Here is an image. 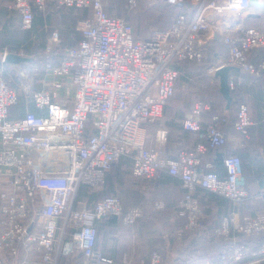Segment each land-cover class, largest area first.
Wrapping results in <instances>:
<instances>
[{"label": "built area", "instance_id": "1", "mask_svg": "<svg viewBox=\"0 0 264 264\" xmlns=\"http://www.w3.org/2000/svg\"><path fill=\"white\" fill-rule=\"evenodd\" d=\"M165 1L171 5L187 1L192 12L190 16L180 12L169 27L151 28L145 37H137L129 21L106 12L102 0L12 2L22 30L32 27L33 8L43 11L49 3L90 14L77 21L81 38L64 48L58 63L51 45L59 44L58 33L51 32L45 60L36 67L43 71L38 90L28 84L9 85L2 76L6 51L0 56V264H120L96 248V223L117 217L132 226L146 209L139 205L124 209L117 194L90 202L78 194L82 189L102 191L108 170L123 156L131 159L134 178L165 173L179 180L183 195L176 211L184 223L178 238L201 232L229 239L232 233L264 232V213L242 218L234 213L222 217L212 231L206 229L198 189L233 205L248 196L239 155L222 158L223 173L202 159L208 149L227 140L218 125L225 117L212 114L204 124L209 103L194 101L182 119V128L197 138L191 147L168 155L164 148L144 144L146 125L162 116L174 94L182 62L203 61L207 43L218 36L228 46V57L207 67L211 81L215 71L227 65L259 75L264 60L254 63L249 54L254 48L264 49V30L242 21L253 8L250 0ZM127 2L136 6V0ZM237 78L228 74L229 90L235 89ZM16 106L21 107L12 115ZM251 123L247 105L240 103L234 130L246 138ZM163 206L156 203L154 209ZM258 253H264V245L255 251L239 243L223 258L237 261ZM163 262L153 250L147 259L125 264Z\"/></svg>", "mask_w": 264, "mask_h": 264}, {"label": "crops", "instance_id": "2", "mask_svg": "<svg viewBox=\"0 0 264 264\" xmlns=\"http://www.w3.org/2000/svg\"><path fill=\"white\" fill-rule=\"evenodd\" d=\"M13 1L0 0V22H3L8 30L12 28V25H7L6 17L9 12L15 17V20H19L18 11L11 7ZM158 1L160 0H155L152 4H156ZM173 6L176 7L177 15L180 12H185L190 16L192 12V7L187 1ZM35 14L39 16L37 26L42 32L39 41L43 42L45 47L49 41L51 42V32L56 31L58 33L59 44L56 46L62 45L63 48L61 52L58 50L54 52L53 61L58 63L64 48L75 45L81 38V34L76 28L79 18L75 15L79 14L82 17V15H89L90 12L67 7L57 8L49 3L43 11L34 9ZM242 21L248 26L264 30V5L258 8L253 7L251 11L245 12ZM168 25V23L162 24L163 28H167ZM19 30L22 31V29ZM147 33L148 31L142 35H135L145 37ZM210 46L213 50L216 49L218 62L227 59V45L214 40ZM37 47H40L39 42H37ZM212 49L210 50L212 51ZM20 50L23 51L21 55L19 54ZM13 52L20 56L30 57L32 60L19 62L16 65L6 61L2 62L3 78L6 77L9 82L13 83L14 87L28 84L32 90L40 89L43 71L37 70L36 67L42 62L38 63L34 56L27 55L21 46ZM249 59L254 63L264 60V49L254 48L249 54ZM180 70L183 72L181 65ZM231 73L238 76L237 88L239 93L236 98L247 105L252 123L246 138L233 131L230 124H224L220 128L227 136L226 149L241 158L248 196L240 204L233 205L231 201L225 198L213 196L203 189L198 190L196 195L204 211L205 226L208 231L219 226L220 220L224 216L235 213L242 218L264 213V69L259 75L249 74L239 69L230 70L228 74ZM215 80L219 86L218 77H215ZM180 90L181 92L175 90L173 96L166 102L161 120L162 123L172 127V135L169 136V132L161 127L154 130L145 129V147H165L167 151L172 152L179 147L189 145L190 136L181 131L180 121L189 112L192 98L186 103L184 97L187 91L182 88ZM19 107L21 106L12 108L11 114L16 115ZM234 111L235 107L229 110L228 106L225 105L226 114L229 112L231 116ZM179 133L183 138L177 141L175 134L178 135ZM206 161L212 162L213 160L208 159ZM212 163L214 170L223 173L224 169L220 160ZM130 170L131 159L127 156L121 157L118 163L108 170L102 191L99 193H87L85 191L80 197L90 202L104 195L117 194L124 209L138 205L146 209L147 214L138 219L132 226L123 225L121 219L117 217H106L96 223L95 246L104 255L117 263L125 264L139 258L147 259L154 248H160L164 264H264V253H258L237 261L223 258V255L231 254L237 244H245L246 241L249 243L246 245L255 251L258 250L264 243V235L245 238L232 233L229 239L197 236L189 242L178 243L172 234L167 232L165 224L174 218V207L183 195L179 180L175 177L169 178L166 174H160L151 179L134 178ZM156 203H163V208L154 209Z\"/></svg>", "mask_w": 264, "mask_h": 264}, {"label": "trees", "instance_id": "3", "mask_svg": "<svg viewBox=\"0 0 264 264\" xmlns=\"http://www.w3.org/2000/svg\"><path fill=\"white\" fill-rule=\"evenodd\" d=\"M158 2L161 3V8H163L165 10H169V12H173V10L176 12V7L166 3L165 0H160ZM138 3H139V0H138ZM138 3H137V0H136V6H137ZM110 7L112 8V5ZM34 9H36V8H33L32 27L30 29H28V30H22V31L19 30V29H21L20 28V21L17 20V19L15 20V17L12 16L10 12L7 15L6 18L8 20L7 25H9V26L12 25L11 26L12 28L10 30L6 29L5 28L6 26L3 24V22L2 23L0 22V56L3 53V51H6V53H14L13 51L15 49H17L19 46H21V47H23L24 52L27 55L34 56L35 60L38 63L43 62L45 60V56H42V54H44L43 52L45 51L44 50L45 45H44L43 42L39 41L41 39V36H42L41 30L37 26V24L39 22V16H37L36 14L34 15ZM105 11L108 12V13H113L111 10H108V11L105 10ZM115 14L118 15V13H115ZM176 15H177V12H176ZM176 15H174L172 20H170V22L168 23L169 24L168 26L171 25V23L173 22V19L176 17ZM84 16H88V14L87 15H82V17H84ZM118 16L123 18V19H125V20L129 19L130 21H132V25H133L135 34L137 36L138 35H142V34H144V33H146L147 31L150 30V29L147 30V31L145 30L148 24H151V27L156 25V28L165 29V27L163 28L162 24L168 22V21H166V17L167 16L165 15V13H162V14L158 15V14L154 13V11L148 10V11H145V13L142 16V20H144L143 29H142L140 27V25H142V23L139 22V19L137 18V16L131 15L128 12L127 9L125 10V9L120 8ZM129 20H127V21H129ZM10 21H12L14 24H10ZM168 26H166V27H168ZM214 40H217V42L219 41V42L225 44L221 37L216 36L213 39H211L207 43L206 58L203 61H201V62L185 61V62H182L180 64L183 72H182V75L179 77V79L182 78L183 81H184L183 83H185L186 85L188 84V86H189L190 82H193L195 84L193 87H189V90L184 85L182 87V89L187 91V92L191 91L192 94L194 95V97L197 96L195 98L194 97L192 98V104L196 100H201L203 102H207V103L210 104V110L203 114L204 124L208 123L210 121V117H211L212 114H218L220 116L225 117V121L219 122V126L222 127V125H224V124H230L232 126L233 131H235L234 128H233V125H232L233 124V120H234V116H235V111H234L233 115H231V116L229 115L230 114L229 112H228V114H226V112H225L226 99L224 98V96L219 91V86H218L217 80L214 79L213 81H211L210 78L205 74V71H206L207 67H209L211 65H214V64H216L218 62L217 61L218 58L216 57L218 55V53L215 52L216 49L213 50L211 48V46H210V43L213 42ZM37 42L40 43V47H37ZM4 47H6V48L4 49ZM227 48H228V46H227ZM210 49H212V51ZM56 50H57V48H55L53 50V53ZM4 79H5V81H7V83L9 85L13 86L12 85L13 83L9 82L6 79V77H4ZM179 79H178V81H179ZM175 90H176V87H175ZM229 91H230L229 92V94H230V102H229V105H228V109L230 110V109H232L234 107L236 109L237 106L240 103H242L239 99L236 98V95H238V93H239L238 92V88L236 86L235 89L229 90ZM206 93H213L214 96L219 99V101L200 97V96H205ZM209 100H211V101L208 102ZM192 104H191V106H192ZM165 107H166V103H165V105L163 107L162 116L159 117L158 119H156L155 121L149 123L148 125H146V130L147 129L148 130H154L156 128H160L161 127L163 129L167 130V132H169V136L172 135V133H171L172 127L170 125H166V124L162 123V121H161L162 118H163V115H164ZM180 122H182V119H181ZM180 127H181V131L183 133H187L190 136V139H191L190 143H189V145H186V146H183V147H179L178 149H175L172 152L167 151L166 150L167 148L164 147L165 151L167 152L168 155L172 154V153H176L177 151L181 150L182 148L191 147L197 141V138L194 135H192L190 132H188V131H186V130H184L182 128V123H180ZM175 137L177 138V141H179V140H181L183 138V136L180 133L178 135L175 134ZM226 144H227V140L221 146L208 149L202 156L203 161L204 160L206 161V160L209 159V160H213L212 162L215 163L218 160L221 161L222 158L225 155L232 153V152H229L226 149ZM161 174H165V173H161ZM167 177L170 178V177H173V176L167 175ZM198 190H202V189H198ZM203 191H205V190H203ZM82 193H85V190L82 189L80 191V193L78 194V198L81 197ZM209 194H211V193H209ZM211 195H213V194H211ZM213 196H215V195H213ZM216 197H219V196H216ZM220 198H222V197H220ZM174 211H175V216H173L174 218L171 219V222L168 221V223H166L165 225L167 227V232L172 234V237L174 238V240H177L178 243L181 244V242H189L192 238L197 237V236L203 237V238L221 239V238H219L217 236H214V235L206 237L201 232L194 233L192 235L184 234V235H182L181 238H178L176 234H177V232L182 230L184 219L182 217L177 216L176 206L174 207ZM237 235H239V234H237ZM261 235H264V232H262V233H260L258 235H250V236L239 235V237H245V238L246 237H259ZM246 243L249 245V243L247 241L245 242V244ZM263 245H264V243H263ZM153 250L159 252L160 254H161V251H162L160 248H154ZM162 264H164V262Z\"/></svg>", "mask_w": 264, "mask_h": 264}, {"label": "rangeland", "instance_id": "4", "mask_svg": "<svg viewBox=\"0 0 264 264\" xmlns=\"http://www.w3.org/2000/svg\"><path fill=\"white\" fill-rule=\"evenodd\" d=\"M154 2H155V0H139V3H138V0H137V3H138L137 6L130 7L127 4V1L126 0H102L103 6H104L105 10H107V11L108 10H111L112 12L118 13V15H119V9L122 8V9H125V10L127 9L128 12L131 15L137 16V18L139 19V22L142 23V25H140V27L142 29H143V24H144V20H142V16L145 13V11H148V10L154 11V13H156L158 15L159 14H162V13H165V15L167 16L166 17V21H168L167 23H169L170 20H172V18L174 17V15H176V12L174 10H173V12H169V10H165V9L161 8V3L156 2V4H152ZM111 5H112V8L110 7ZM75 17H77L79 19L82 18L81 15H79V14L75 15ZM126 20H129V19H126ZM129 22L132 24V21L129 20ZM10 24H14V23L12 21H10ZM151 28H156V25H154V26L151 27V24H148L145 30L147 31V30H149ZM49 43H51V42L49 41ZM51 45H52V49L57 48V50L60 51V52L63 50L62 45L55 46L52 43H51ZM42 56H45V53L42 54ZM183 82L184 81H183L182 78L179 79V81H178V83L176 85V90H178V91L181 92L180 89L183 87V85L186 86L188 88V90H189V87H193L195 85L193 82H190V84L188 86V84L186 85ZM193 97H194V95H192V92L191 91L190 92H186V96L184 97V98H186L185 102L186 103L189 102L190 99L193 98ZM195 97H197V96H195ZM200 97H203V98H206V99H213V100L219 101V99L216 98L213 93H206L205 96H200ZM210 101L211 100H209L208 102H210Z\"/></svg>", "mask_w": 264, "mask_h": 264}, {"label": "water", "instance_id": "5", "mask_svg": "<svg viewBox=\"0 0 264 264\" xmlns=\"http://www.w3.org/2000/svg\"><path fill=\"white\" fill-rule=\"evenodd\" d=\"M250 4L255 8H258L264 5V3L260 2L259 0H250ZM30 60H32V58L27 57V56H20L16 53H6L4 57V61H6L7 63L15 64V65L18 64L19 62L30 61ZM237 69H238L237 67L227 65V66H223L217 69L214 73V76L218 77L219 79V91L226 99L227 106L230 102V94H229L230 91L227 86L228 73L230 70H237Z\"/></svg>", "mask_w": 264, "mask_h": 264}]
</instances>
